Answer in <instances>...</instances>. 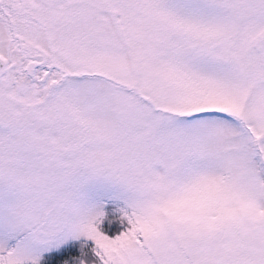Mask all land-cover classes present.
Returning <instances> with one entry per match:
<instances>
[{
  "label": "snow or ice",
  "instance_id": "obj_1",
  "mask_svg": "<svg viewBox=\"0 0 264 264\" xmlns=\"http://www.w3.org/2000/svg\"><path fill=\"white\" fill-rule=\"evenodd\" d=\"M0 264H264V0H0Z\"/></svg>",
  "mask_w": 264,
  "mask_h": 264
}]
</instances>
